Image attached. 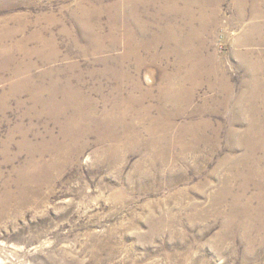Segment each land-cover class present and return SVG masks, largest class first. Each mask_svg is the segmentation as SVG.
I'll return each mask as SVG.
<instances>
[{"label": "rangeland", "instance_id": "rangeland-1", "mask_svg": "<svg viewBox=\"0 0 264 264\" xmlns=\"http://www.w3.org/2000/svg\"><path fill=\"white\" fill-rule=\"evenodd\" d=\"M0 264H264V0H0Z\"/></svg>", "mask_w": 264, "mask_h": 264}]
</instances>
